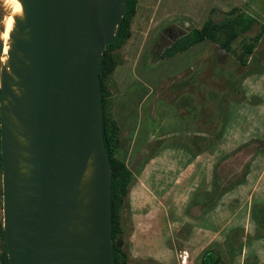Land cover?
<instances>
[{
  "label": "rangeland",
  "instance_id": "rangeland-1",
  "mask_svg": "<svg viewBox=\"0 0 264 264\" xmlns=\"http://www.w3.org/2000/svg\"><path fill=\"white\" fill-rule=\"evenodd\" d=\"M219 1L137 0L129 38L115 52L120 67L104 80L107 111L119 128L117 156L131 170L138 169L120 212L126 264H199L200 253L208 246L225 251L227 237L233 245H242L240 256L223 252L213 264H241L243 257L246 264H264V238L256 237L264 233L251 218V211L264 205V194L258 190L264 180V108L259 115L248 111L264 102V69L258 75L259 69L250 67L264 59V53L253 49L247 57L249 67H242L235 55L204 41L171 58H160L175 37L214 17L208 11ZM251 1L256 3L258 23L244 37L251 41L261 32L255 44L261 50L264 0ZM242 37L232 45L236 54ZM4 62L2 57L0 63ZM250 116L248 132L228 133L245 126ZM183 119L184 134L166 139L168 129L180 127ZM214 127L215 132L219 127L221 135L226 131L224 135L239 140V145H222L190 158V138L199 141ZM155 140H161V150L146 162V148ZM173 142L181 150L168 149ZM246 177L253 181L248 188Z\"/></svg>",
  "mask_w": 264,
  "mask_h": 264
},
{
  "label": "water",
  "instance_id": "water-1",
  "mask_svg": "<svg viewBox=\"0 0 264 264\" xmlns=\"http://www.w3.org/2000/svg\"><path fill=\"white\" fill-rule=\"evenodd\" d=\"M19 3L5 52L0 41L8 264H113L98 67L127 0Z\"/></svg>",
  "mask_w": 264,
  "mask_h": 264
},
{
  "label": "trees",
  "instance_id": "trees-1",
  "mask_svg": "<svg viewBox=\"0 0 264 264\" xmlns=\"http://www.w3.org/2000/svg\"><path fill=\"white\" fill-rule=\"evenodd\" d=\"M137 0H127L125 11L118 23V35L115 41L109 45H106L101 53L98 67L99 75V87L101 94V117H102V139L103 146L106 151L109 168H110V209H111V242H112V262L113 264H126L128 261L127 254L123 250V228L120 223V212L126 203V196L129 187L134 181V175L138 172L135 168L130 170L124 163V161L117 156L119 148V128L116 121L111 117L107 111L109 92L104 84V80L109 77L115 67L118 65L115 52L119 50L130 35V23L135 14ZM215 13L214 17H208L199 28L188 29L186 33H183L173 39L169 46L165 47L161 54V59H168L178 53L184 52L189 48L202 43L204 41L209 42L216 46L217 49L223 51L226 54L235 55L238 64L242 67L246 66L247 57L252 54L255 44L261 38V32L257 33L251 41H246L244 35L250 32L256 24V20L249 14L240 11L238 8H232L226 12H220L211 10L210 14ZM243 36V37H242ZM242 37L243 41L240 44V53L236 54L232 45L235 41ZM262 73V69L258 70V73ZM204 132L202 138L199 141H195L193 137L190 138L191 150L188 151L190 158L197 156L201 151H207L214 149L213 147H207L202 144V141H207L211 145L214 141H217L221 135V131L218 133L214 131ZM162 146L161 140H155L151 145L146 148L147 155L145 161H149L158 152H160ZM228 155L224 156V158ZM223 158V159H224ZM0 175H1V160H0ZM216 189L219 191V182L216 181ZM232 187L225 188L224 194ZM251 218L254 219L256 229L264 233V205H259L251 211ZM264 238L262 235L256 236ZM225 245V251L213 250V247H208L200 254L199 264H213L217 259H221L222 255L227 252L228 257L240 256L242 245L238 243L233 245L230 243V237H227ZM217 254H216V253ZM224 252V253H223ZM0 264H8L3 240V232L0 224ZM242 264L245 263V258L242 260Z\"/></svg>",
  "mask_w": 264,
  "mask_h": 264
},
{
  "label": "crops",
  "instance_id": "crops-1",
  "mask_svg": "<svg viewBox=\"0 0 264 264\" xmlns=\"http://www.w3.org/2000/svg\"><path fill=\"white\" fill-rule=\"evenodd\" d=\"M232 8H238L240 11H242V12H244V13H246V14H249V15H251L255 20H256V23H258V20L256 19V17H254V14H255V12L257 13V11H256V3H252V1L251 0H221V1H219L218 3H216V4H214V8H210L209 9V14H210V11L211 10H215V11H220V12H226V11H228V10H230V9H232ZM261 50H258V48L257 47H255L254 48V51H257V52H262V53H264V46H262V48H260ZM218 51L220 52L221 50H219L218 49ZM122 53H125V50H122ZM218 56V55H217ZM219 56H220V54H219ZM219 56L216 58V59H218V61H219ZM173 57V56H172ZM171 58V57H170ZM199 58L201 59V57H197V59L199 60ZM127 58L126 57H124L123 58V60H122V62L124 61V62H126L127 60H126ZM202 60V59H201ZM213 60H214V58H213ZM200 61V60H199ZM203 61V60H202ZM215 61V60H214ZM124 62L122 63V65H124ZM252 63V62H251ZM117 67V66H116ZM118 67H120V63H119V65H118ZM246 67H249L248 66V64H247V60H246ZM250 67H253V68H255V69H264V59H262V60H260L259 62H258V64L257 63H253L252 64V66H250ZM253 75H257L256 73L255 74H253ZM259 75V74H258ZM245 79H247V77L245 78ZM244 79V80H245ZM251 80H252V78H251ZM244 83H245V81H244ZM239 84V83H238ZM246 96V95H245ZM248 106V105H247ZM252 108H255L254 110H250V109H252ZM260 108H264V102L263 101H260V103H259V105L258 106H256V107H249L248 109V111L250 112V111H253L256 115H259V113H262L261 112V110H260ZM198 118V117H197ZM252 117L250 116L249 117V121L248 120H246L245 121V126H239V125H237V126H239L238 128H231L229 131H228V133L230 134V132L232 131V133L234 132V133H240V134H243V133H246V132H248V130H250V128H247V123H248V125H252ZM181 122V124H180V127L182 128H180L179 127V124H177L176 125V127H174V128H172V129H168V133L167 134H165V138L167 137L168 139L170 138V140H172V138L174 137V136H178V135H180V134H184V126H185V124H184V122H185V119H183V122L182 121H180ZM174 124V123H173ZM215 125V124H214ZM217 125H219V124H217V122H216V126ZM230 126H234V127H236L234 124H231ZM180 128V129H179ZM179 129V130H178ZM219 129V127L217 128V130H216V132L218 133L220 130H218ZM187 132H189V131H187ZM195 133H198V132H201V131H198V130H195L194 131ZM226 132V131H225ZM225 132L223 133V135H220L219 137H218V139H217V141H214L211 145H209L208 143H207V141L205 142V141H202V144L203 145H206L208 148L209 147H213L214 149H215V147L217 148V147H220V146H222V145H224V146H226V147H233V146H235V145H239L238 143V141L239 140H236V139H234L232 136L230 137V136H226V135H224L225 134ZM192 133H193V131H192ZM164 138V137H163ZM164 138V139H165ZM166 138V139H167ZM175 141V140H174ZM241 142H243V141H241ZM244 143V142H243ZM181 148H182V146L181 145H178V144H176V142H173V144L171 145V146H168V149H170V150H181ZM199 156L197 155V156H195V158H198ZM152 159V158H151ZM264 180L262 179L261 181H260V185H259V187H258V190H261L262 191V193L264 194V188L263 187H261V183L263 182ZM252 178L251 179H248L247 177L245 178V186H246V188H248L250 185L249 184H252ZM257 184H259V181H257L256 182ZM208 247H210V246H208ZM207 247V248H208ZM205 250V249H204ZM203 250V251H204ZM202 253V252H201ZM200 253V254H201ZM245 257H243L242 258V260L244 259ZM153 260H155V261H159V260H157L156 258H152ZM242 260H241V264H242ZM253 262V261H252Z\"/></svg>",
  "mask_w": 264,
  "mask_h": 264
},
{
  "label": "bare ground",
  "instance_id": "bare-ground-1",
  "mask_svg": "<svg viewBox=\"0 0 264 264\" xmlns=\"http://www.w3.org/2000/svg\"><path fill=\"white\" fill-rule=\"evenodd\" d=\"M11 2L16 4L19 3V0H11ZM21 19L22 8L19 6L13 7L9 0H0V41L4 44L3 52L8 50V35L14 30L15 20ZM5 32H7V40L4 39ZM88 173L89 170L86 171V175Z\"/></svg>",
  "mask_w": 264,
  "mask_h": 264
},
{
  "label": "clouds",
  "instance_id": "clouds-1",
  "mask_svg": "<svg viewBox=\"0 0 264 264\" xmlns=\"http://www.w3.org/2000/svg\"><path fill=\"white\" fill-rule=\"evenodd\" d=\"M9 2L12 4L13 7H17V6H19V7L21 8V6H20L19 3L13 4V3L11 2V0H9ZM4 39L7 40V32H5V34H4Z\"/></svg>",
  "mask_w": 264,
  "mask_h": 264
},
{
  "label": "flooded vegetation",
  "instance_id": "flooded-vegetation-1",
  "mask_svg": "<svg viewBox=\"0 0 264 264\" xmlns=\"http://www.w3.org/2000/svg\"><path fill=\"white\" fill-rule=\"evenodd\" d=\"M0 176H1V175H0ZM0 224H1V227H2V221H1V223H0ZM2 232H3V231H2ZM3 240H4V239H3ZM4 246H5V245H4ZM5 252H6V251H5Z\"/></svg>",
  "mask_w": 264,
  "mask_h": 264
}]
</instances>
